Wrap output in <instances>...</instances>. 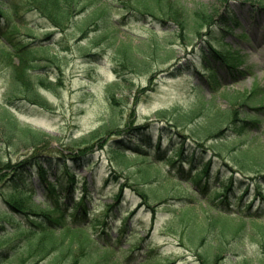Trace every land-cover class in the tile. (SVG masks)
I'll return each instance as SVG.
<instances>
[{
    "label": "rangeland",
    "instance_id": "1",
    "mask_svg": "<svg viewBox=\"0 0 264 264\" xmlns=\"http://www.w3.org/2000/svg\"><path fill=\"white\" fill-rule=\"evenodd\" d=\"M177 1L187 8L193 18L206 11L211 18L217 20L220 15L227 16L229 12L240 23L229 33L218 28V22L213 21L210 34H206L209 28L206 24L200 31L189 30V38L186 35L185 39L181 38L177 25L171 21L163 24L151 16L134 13L136 5H133L132 9L129 3L122 5L120 1H115L118 6L113 9L111 19L107 20L104 11L94 14L92 18L95 19V25L89 28L86 36L72 26L66 35L56 33V36L49 40L50 44L54 45L48 49L49 52L45 49L32 53L33 57L56 56V63L45 61L50 63L47 69L39 70L38 67L35 70L37 74L45 73L47 79L60 87L58 90L41 88L46 95L47 105L29 103L25 99L12 102L6 98L10 73L9 62L5 63V60L9 59V56L6 53V45L0 41V167L6 163H23L26 181L32 180L31 187L37 190V195L31 199L39 206H43L40 200L44 198L42 181L45 182V178L38 175L41 172L45 175L44 167L47 168V179H59L60 182L67 180V176L60 172L55 174L56 168L64 172L66 165L70 164L76 168L80 189L76 191L73 199L79 196L86 179L89 181L88 189L93 200L88 205V217L80 215V218L91 222V239L87 241L83 240L81 235L77 236L79 239L75 246V257L78 264H150L152 258L163 264L171 260H174L172 264H202L196 253L205 252V249L200 247L195 250L191 246L183 245L179 235L174 234L169 227V220L175 211L184 205L183 200L175 197H197L194 184L188 182L187 186L185 179L178 175L180 166L183 165L186 170L182 176H187L191 170L189 163L181 165L177 160L174 165H170L161 158L155 164L141 157L125 154L129 152L126 149L123 150L124 153H120L118 149L112 148L116 147L112 146L115 137L140 142L139 137L143 136L152 142V146L148 147L151 152L157 151L156 141L160 136L163 139L171 136L175 142L185 138L187 145L191 149L197 148L204 159L212 158L211 184L218 182V175V180L222 183L225 175L230 174V167L225 162L230 156L229 148L236 144H241L242 148L238 157L242 158L243 153L249 155L247 162L252 167L250 175L264 173L262 131L248 132L232 140L236 135L233 127L228 129L226 122L215 118L230 107L226 101L227 97L221 93L225 89L233 93L237 90L251 91L258 87L261 96H264V0ZM13 3H19L17 9L26 16L25 24L38 26L41 30L43 27L47 31L52 29L43 18L28 9L25 0H13ZM79 20L80 17L74 24ZM227 23L233 25L231 19ZM243 33H247L244 38L238 36ZM44 35L41 33L40 37ZM127 35L132 36L134 44L139 46L145 39L153 37L166 42L164 49H160L152 60V70L136 73L119 67L115 59L113 40L120 36L127 41ZM209 38L212 42H207ZM78 39H81V45L77 44ZM85 43H89L92 50L100 55L91 57L83 54L82 45ZM233 50H239L246 56V62L236 68H232L223 60ZM167 54L172 58L163 61ZM170 68L175 72L174 75L165 71ZM209 68L210 70H207ZM244 70L247 72H243ZM36 78H28V82L33 83L39 80L40 76ZM59 79L61 81H58ZM116 81L118 83H115ZM215 81H220L219 93L213 91ZM110 89L115 94L111 97V102L107 99ZM259 104L264 105V99ZM4 105L9 106L14 113L11 115L12 119L16 118L19 124L30 126L28 133H22L26 130L19 132L7 127L10 122L3 120ZM160 111L165 113L158 114ZM242 111L241 117H248V114H252L248 112H253V109L244 106ZM259 116L263 130L264 109L259 111ZM112 120L117 124L115 128H109L97 137L90 136L94 129ZM217 120L220 121L216 123ZM219 123L221 124L218 127ZM141 125L145 127L136 129ZM220 138L229 140L225 142ZM171 143L166 140L159 147L162 152L167 153V160L175 158L178 149ZM224 143H227L228 148L224 147ZM37 146L38 151L35 150ZM85 148L91 150L82 151ZM77 151L82 155L81 165L71 158V154ZM34 152L37 155L31 157ZM40 163L43 169H40ZM3 168V171H0V198L3 193L16 196L12 188L6 185L10 177H7V168ZM205 181L204 178L202 182ZM246 183L237 180L231 193V201L234 202L232 208L243 214L248 212L246 205L255 193V185L252 183V189L241 195ZM262 187L264 189V185ZM120 189L122 199L114 208L113 214L105 219L107 204L116 200ZM143 189L154 206L140 203V192H143ZM257 202L260 201L254 200L253 207L256 208ZM196 205L206 218L216 214L214 209L204 203ZM128 211L134 213L126 215ZM74 212L72 209L71 217ZM125 216L128 218V231L122 235L120 231L125 226ZM144 237L146 239L143 247L137 248V243L143 242ZM245 240L243 253L255 255L261 252L262 247L256 240L248 235ZM233 241L229 236L225 238L222 244L225 253L217 259V264H227L238 257V251L242 247L239 243L236 245L237 250L232 249V245L238 243L237 240ZM132 249L135 252H130ZM213 251L220 252L216 246ZM131 253L136 257L133 258L135 260L126 261ZM211 264L215 263L212 261Z\"/></svg>",
    "mask_w": 264,
    "mask_h": 264
},
{
    "label": "trees",
    "instance_id": "2",
    "mask_svg": "<svg viewBox=\"0 0 264 264\" xmlns=\"http://www.w3.org/2000/svg\"><path fill=\"white\" fill-rule=\"evenodd\" d=\"M28 9L37 13L45 22L50 23L55 30H59L63 35L69 33L72 26L75 30H79L82 35H85L89 28L94 24L95 19L92 18L94 14L99 11H104L106 14L111 10L105 11L104 1L107 0H25ZM122 3H134L141 14L144 16L149 15L155 19L167 23L168 20L174 21L181 33V38H189V30L196 32L209 25L208 33H211L210 25L212 22H218V28L223 30H229L230 26L227 23L228 19L235 21V16L230 15L227 12V16L222 14L219 19L214 20L206 11L199 13V17L193 18V15L177 0H120ZM19 3H13V0H0V41L6 45L7 54L9 59L5 60V63L9 62L10 81L6 88V98L8 100L16 101L25 99L29 103L47 105L46 95L41 91V88L58 90L59 86L47 80L43 74H37L35 71L38 69H46L44 60L52 61L56 63V56L46 55V59H42V56L33 57L32 53L37 50L51 49L54 45L50 44L49 40L52 38L53 31L44 32V37L39 38L42 33L41 28L38 26H32L25 24L26 16L19 12L17 6ZM230 15V16H228ZM80 17L79 22L74 21ZM225 24V25H224ZM155 31V29H152ZM177 32V33H178ZM186 33V34H185ZM202 35V34H201ZM205 35V34H204ZM128 42L124 38H114L113 49L118 60L119 65L125 69H129L133 72H144L152 69V60L158 55V51L163 50L166 46L164 40H159L156 37L147 38L142 44L135 45L131 37L127 38ZM208 42H212L211 38L207 39ZM41 48V49H40ZM49 52V51H48ZM223 55L222 53H219ZM16 57V60H14ZM172 58L170 55H166L164 61ZM224 61L234 66L244 61V57L241 56L238 51H230L227 57H224ZM40 76L39 80L28 82V78H36ZM37 79V78H36ZM111 92V91H110ZM113 97V95H112ZM257 93H246L239 91L232 96V109L221 112L222 117L216 115L215 118L222 121L227 120L228 123L233 124V130L239 132L244 131L249 127V124L255 123L250 120H243L245 124L240 127L235 123L238 118V111L235 109L236 103L252 102L256 101ZM2 108V107H1ZM3 120L10 122L7 127L10 130L16 129L19 132L27 130L30 126L19 124L18 119H12L14 114L9 106H3ZM161 114V113H160ZM215 115V114H214ZM213 115V116H214ZM11 117V120H9ZM220 120H217L218 123ZM215 123V124H216ZM221 123L218 124V127ZM10 125V127H9ZM116 123L112 120L110 123L100 126L96 130L90 133V136L97 137L100 133L105 132L109 128L116 127ZM213 125V124H212ZM217 125V124H216ZM144 128V125L138 126L136 129ZM143 142L141 144H126V147L134 151L139 152L142 145H147V138L143 136L139 137ZM185 141V140H182ZM221 141H223L221 139ZM117 144L126 143L122 138L115 139ZM180 151L177 158L181 162L185 161V151L188 150L185 143H181ZM81 149V148H79ZM238 149L240 146H233L230 148L233 151L230 159L239 168V172L242 176L248 177L249 182L243 188L244 191H248L250 184L256 185L257 194L260 196V202L256 203V208L252 211L254 202L247 203L246 208L248 212L246 215L236 211L231 213L228 210V205L232 203L230 195L234 189V184L239 180L244 183L246 180L243 178H237L232 171L231 175L226 174L222 183L220 182L219 175L217 176V183L211 184L210 178L213 173L210 172V161L203 162L202 166H196L203 157L200 153L193 149L190 151L192 157V167H197L195 172L190 176V179L196 184L197 189L203 195L214 196L211 203H215L214 207L217 214H212L206 218L201 211L198 210L195 204H191L194 201L193 198L186 200L187 202L181 206L180 211L177 210L172 218L169 220V227L171 231L180 237V241L183 245L193 247L195 250H199L200 247L205 249V252L199 251L196 254L199 256L202 264H211L213 261L217 264V259L224 255L225 238L228 236L233 239V242L238 243L232 245V249L237 250L239 243L241 249L238 251V257L232 259L227 264H264V191L262 185L264 181V174L257 175L255 177H249L247 171L252 167L247 160L236 159L238 155ZM38 151V146L35 148ZM89 151V148L82 149V151ZM78 152V153H77ZM71 154L72 161L80 163V151ZM263 152V151H262ZM36 152L32 154L34 157ZM202 159V160H201ZM175 160V159H174ZM85 160L83 161V165ZM61 166V165H60ZM3 167H6V174L8 183L6 185L12 188L14 195L10 196L9 193H3V197L0 198V264H78L75 257V246L77 245V236H82L83 240H89L91 222L87 220H81L80 215L87 217L88 201H91L92 194L88 189L89 181L86 179L84 188L81 191L79 202L73 199L74 188L78 182L76 181L77 172L76 168L72 165L65 166V172L56 168L55 174L60 172L66 174L67 180L47 179V168L45 169V175L40 173L41 178H45V182L42 181V187L44 189L45 198L42 199L43 207L33 204L30 200V196L36 193L32 181L27 180L24 177L23 163L11 164L6 163ZM3 167H0V171H3ZM40 169H43L42 166ZM10 173H8V172ZM41 171V170H40ZM189 175V173L187 174ZM45 176V177H44ZM236 177V178H235ZM206 178L205 183L201 187V180ZM7 180V179H6ZM252 180V181H251ZM44 182V184H43ZM60 189L57 190V187ZM243 186V184H242ZM31 187V188H30ZM95 188V186H94ZM2 191V190H0ZM64 192V193H63ZM46 193V194H45ZM8 194V195H7ZM144 201L147 203V194L145 191L141 193ZM256 194V192H255ZM7 195V197H6ZM121 193L116 196L117 200H120ZM232 197V195H231ZM218 198V202L215 199ZM241 200V197L239 198ZM236 201V200H235ZM119 203V202H117ZM116 203V204H117ZM115 203L107 204V211L111 212ZM83 206L84 208H82ZM74 209V216L71 217L70 212ZM180 228V229H179ZM259 229L260 231L256 230ZM125 232V229L121 231ZM252 237L262 247L260 253L255 255H248L243 253L246 245V236ZM93 240V239H92ZM138 244V243H137ZM217 247L218 251H213V247ZM226 250V249H225ZM196 252V251H195ZM207 253V255H204ZM156 258H152L150 264H162ZM171 263V262H169Z\"/></svg>",
    "mask_w": 264,
    "mask_h": 264
}]
</instances>
